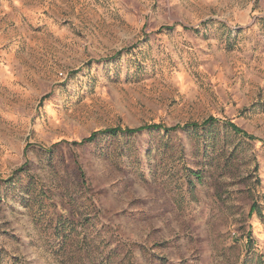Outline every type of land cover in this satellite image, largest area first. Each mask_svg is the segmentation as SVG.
Here are the masks:
<instances>
[{"label":"rangeland","instance_id":"1","mask_svg":"<svg viewBox=\"0 0 264 264\" xmlns=\"http://www.w3.org/2000/svg\"><path fill=\"white\" fill-rule=\"evenodd\" d=\"M0 264H264V0H0Z\"/></svg>","mask_w":264,"mask_h":264},{"label":"trees","instance_id":"2","mask_svg":"<svg viewBox=\"0 0 264 264\" xmlns=\"http://www.w3.org/2000/svg\"><path fill=\"white\" fill-rule=\"evenodd\" d=\"M215 119L214 117H209L207 118L206 120L203 121V123H211L213 122ZM194 125V124H193ZM229 125L232 127V129L236 132V133H242L244 136H247L246 133H244L242 130H240L236 125H234L233 123H229ZM188 126V125H186ZM185 126V127H186ZM162 126L160 124H150V125H145V126H140V127H137V128H126V129H123V131L127 132V133H134V132H137L139 130H142V129H145V128H161ZM180 126L179 125H176V126H173V127H170V128H166L167 130H172V129H176V128H179ZM121 130V129H120ZM119 129L117 128H109V129H105V130H101V131H94L92 132L88 137L82 139L79 141V143H85V142H88V141H91L93 140L98 134L102 133V132H105V133H110V134H116L118 131H120Z\"/></svg>","mask_w":264,"mask_h":264}]
</instances>
